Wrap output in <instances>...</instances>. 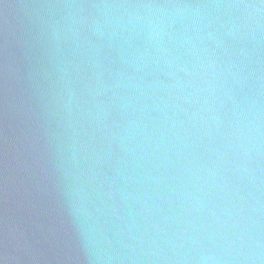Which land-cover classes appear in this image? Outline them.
I'll list each match as a JSON object with an SVG mask.
<instances>
[{"label":"water","instance_id":"water-1","mask_svg":"<svg viewBox=\"0 0 264 264\" xmlns=\"http://www.w3.org/2000/svg\"><path fill=\"white\" fill-rule=\"evenodd\" d=\"M0 264H264V0H0Z\"/></svg>","mask_w":264,"mask_h":264}]
</instances>
